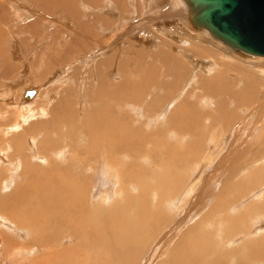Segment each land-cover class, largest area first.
<instances>
[{"label": "rangeland", "instance_id": "obj_1", "mask_svg": "<svg viewBox=\"0 0 264 264\" xmlns=\"http://www.w3.org/2000/svg\"><path fill=\"white\" fill-rule=\"evenodd\" d=\"M86 1L75 0V12L80 18L56 5L43 9V3L34 6L30 0L3 1L5 10L1 12L5 14L0 24L6 32L4 36L7 34L4 42L9 40L3 43L4 54L0 53V180L7 177L8 187L1 189L8 191L21 183L31 167L62 173L61 167L66 165L70 176H76L82 170L73 159L79 148L99 144L106 137L99 129L86 131L83 123L96 117L107 121L114 115L115 124L130 125L125 130L127 141L143 139L144 133L152 135L153 143L141 141L139 145L140 149L152 150V157L133 158V163L156 170L155 179L145 180L152 186L148 188H159L161 193L164 188H175L163 192L166 197L149 190L148 204L157 207L166 222L163 224V218L159 223L147 220L152 223L141 234L146 240L138 244L143 248L133 255L131 264H159L175 259L170 255L174 244L191 228L202 235L200 241L203 239L205 247L211 246L201 264H264V254L248 258L250 250L244 245V241L264 237V211L256 208L264 206V160L257 159L260 153L255 160L252 158L264 142V63L254 64L205 37L188 33L181 26L173 0H101L95 4L90 0L89 6ZM125 84L134 98L118 97L121 90L128 97L123 89L118 91ZM26 87L34 92L25 99L22 92ZM101 91L99 101L96 97ZM93 102H97L96 106L110 103L111 110L104 111V107L102 113H88ZM64 103L69 113L67 123L62 118L63 122L54 125L58 129L33 128L31 123L55 114ZM27 112L24 121L21 117ZM176 122L193 129L176 131ZM139 128L143 133L138 135L135 131ZM59 131L68 148L67 154L61 152V156L47 151L50 144H57L52 139ZM123 145L128 148L126 141ZM163 145L178 147L176 155L164 156ZM117 149L124 152H119V160H125L128 151L119 145ZM243 150L241 158L238 155ZM160 156L165 157L163 164ZM237 162H241V170L228 177ZM113 168L106 165L96 170L97 176L92 177L96 185L92 192L88 191L89 205H94L92 196L105 203L106 209L114 200L122 202V196L113 192L121 174ZM83 172L91 177L88 169ZM181 176L183 180L178 181ZM103 177L105 180H101ZM159 178L163 180L159 182ZM240 179L242 192L230 184ZM125 180L121 178L120 182L124 184ZM104 181L109 184L103 187ZM138 188L132 184L133 196L137 192V196L141 195ZM222 195L229 203L224 200L226 206L221 210L216 208V201ZM243 212L241 230L226 236L229 224L223 219L225 215ZM18 241L22 243L21 238ZM196 242L199 246L198 239ZM71 243L72 240L64 242ZM197 244L190 247V254L198 251ZM234 250L239 254L229 253ZM36 252L34 249L24 254L32 259Z\"/></svg>", "mask_w": 264, "mask_h": 264}, {"label": "bare ground", "instance_id": "obj_2", "mask_svg": "<svg viewBox=\"0 0 264 264\" xmlns=\"http://www.w3.org/2000/svg\"><path fill=\"white\" fill-rule=\"evenodd\" d=\"M3 1L4 0H0V19H2L3 18L2 16H4L5 14L4 11L1 12L2 9L5 8L4 7L5 4L3 3ZM30 1L31 3H33L34 6L35 5L38 6L39 4L41 6V3H43L42 4L43 9L44 7L47 8L48 6L50 7V6L56 5L59 8H61V10L69 12L70 14L72 13L74 17L77 15V13L75 12L76 10L75 0H30ZM89 1L90 0L86 1L88 6L90 2H93V4H95L96 2H99L101 0H93L90 2ZM173 2L177 6L178 11L177 10L175 11H177L179 14L178 16H179L181 26L188 33H192L198 36L205 37L206 39L219 45L221 48L228 50L232 52L233 54L237 55L236 53H234V51L230 50L228 47L222 44L219 40L213 38L207 31L199 32V31L192 30L189 27H186L185 23L181 19L182 8H181L179 1L173 0ZM81 3H84V0H81ZM92 7H96V5ZM78 14H80V16L81 15L83 16V14H81L80 11H78ZM77 17L80 18L78 15ZM6 22H7V19H6ZM86 29L87 28H85V30ZM5 33L3 32L2 26L0 24V53L2 55L4 54V49H5V46H3L4 45L3 43L6 44V42L9 40L8 39L6 42H4L6 40L5 36L7 35L6 34L4 36ZM11 44H12V41H11ZM239 57L245 58L249 60L250 62H253L254 64L264 63V56L262 55L255 54L253 57H246V56L245 57L239 56ZM247 85L250 87V84H247ZM127 88L128 87L125 84L119 87L118 91H120V89H123L124 92L128 95V97L123 95L124 93H122V90L120 91V94L122 95H118V97L134 98L133 96L134 93L133 95L130 94L129 89ZM141 89L142 87L140 88V90ZM96 99L99 101L102 100V91L101 93L98 94ZM109 100L111 103V99ZM95 103L94 102L90 103L91 105L89 106L91 108L88 111V113L89 112L92 113L94 111L102 113L103 112L102 108L104 107H105L104 111H107L108 109L111 110L110 103L102 102L100 106L98 105L96 106ZM47 108H48V105H46V109ZM41 111L43 112V110ZM57 111L58 112H56L55 114L47 115L48 118L42 119L38 121L37 123H31V125L34 126L33 128L38 127V126H44L43 129H47L49 127L58 129V128H55L54 125L56 124L58 125L60 122H63V120H61L62 118H64V122L67 123V120L69 118L68 116L69 113H68V108L66 107L65 103L63 106L61 105V108L57 109ZM28 114L29 112L23 114L21 119L25 121L26 118L28 117ZM95 121L98 124V127L96 126V128L94 127ZM91 123H93V125ZM83 124L86 125L85 126L86 131L87 130L94 131L95 129L97 130L99 129L104 134H106V137H104L105 140L102 139V142L99 144L93 143L91 147L81 146L82 148L81 147L79 148V151L77 152L78 156L75 155L73 159L74 161L79 163L78 165L82 167L81 168L82 170H80V172L76 176L71 177L67 171L68 166L63 165V164H62L63 166L61 167L62 173L57 172L59 170L55 171V169H52V168L48 170H43V169H40L41 168L40 166L35 167V168L31 167L28 171L26 170L27 173L22 179L23 181L21 183H18V185L14 186L11 190H8V191L6 189H1V188L8 187L7 185L8 181L6 180L7 177L6 179L1 177L3 178V180L2 179L0 180V264H25L29 262L30 264H131V261H133L134 260L133 258L135 257V256L133 257V255L139 254V251H141L143 248V247H138V244H141V242L143 243L146 240V237L144 238L141 237L142 232L146 228H148L152 222L157 223L159 220H162L163 216L162 214H160V211L158 210V208L154 206L152 207L151 204L150 205L148 204L147 195L149 194L150 191L155 190L156 192L155 194H158V196L166 197L162 193L163 192L166 193L169 190H175V188L167 187L165 182L164 184H165V187L167 188H164L162 193L159 191L161 189L156 188L155 186H154L155 188H151L152 186L145 183V180L147 177H152L155 179L156 170H153V171H151V169L147 170V168H143V166L139 165L138 163H133L135 162V160L133 159L135 157L137 158L139 156L152 157V154H153L152 150L140 149L141 141H144L145 143L152 142L151 133H144L143 139L140 137H136L135 141L129 142L127 141V139H125L127 137V135L125 134L126 133L125 130H128L130 125L115 124L114 115L109 116L107 121L103 117H96V118H90L89 121L84 122ZM173 126L176 128L175 129L176 131H181V130L191 131L193 129L187 126L182 127L180 122H176ZM38 129L42 130V128L40 127ZM139 129L140 130L137 129V131H135L138 133V135L139 133L140 134L143 133V131L141 132V128ZM117 132L119 133L121 132L122 135L121 134L117 135ZM161 133H162V130H161ZM20 134L21 133H19V135ZM19 135L16 136V140L18 139ZM32 137L33 136H31V138ZM45 138L48 139L49 134H47ZM61 139H62V135H61V131H59L57 132V135L54 136L52 139V142H57V144L55 143L50 144L47 148V151L50 152L51 154H55L56 152L57 156H61L62 155L61 152L67 154L68 148H66L65 146L67 143L62 142ZM124 141L128 143V148L123 145ZM118 145L122 147L126 152L128 151L125 157L126 159L130 158L131 159L130 161H127L126 159L123 161L119 160L122 157L118 156V154L119 152H123V150L117 149ZM88 148H90L89 151H88ZM80 149H82L83 151H81ZM162 149L164 151V156L172 155V157L175 154V150H176L173 147L168 148V146H164V145ZM80 152L82 154H80ZM255 152H256L255 156L253 154V157H252L254 160H255V157H257L258 153H260V157L257 159L261 160L262 158L264 160V142H262V144L259 145V148ZM186 154L188 155V153ZM244 154L245 152L243 150L238 156L241 157ZM161 158H162L161 164H163V161H164L163 158L165 157H161ZM91 159L93 160V162L91 161ZM171 159H175V158H171ZM177 159L178 157H176V161ZM240 164L241 162L240 163L237 162L236 164H234L231 170L228 171L227 176L230 177L233 174H236L238 171H240L241 170ZM106 165L110 168L114 167L113 169L116 171L117 170L120 171L121 177H119V180L116 179V182L118 181V183L114 187L116 189L113 192L115 194L121 195L123 198L122 202L114 200V202L109 203L108 204L109 209H106L107 207L105 206V203L97 201L98 197L93 198L92 196V199L90 201L96 202V204L95 202L93 203L94 204L93 206L89 205V200H88V197L91 195V193L89 194V192H92L91 189L96 185L92 183L93 175L97 176L96 170L99 169V166L105 169ZM83 168L84 170L88 169L92 173L91 177H87L85 175V173L83 172L84 171ZM79 169L80 168H78V170ZM257 169L258 168L256 167V170ZM174 173L175 171L173 172V174ZM229 173H232V174L229 175ZM79 176L81 177L82 181L80 180ZM105 177L101 178V180H105L104 179ZM181 177L182 179L180 178L178 181L183 180V176ZM121 178L126 179L124 184L120 182ZM161 179L159 180V182L163 180ZM174 179L176 178L174 177ZM242 181L243 180L240 179V181L239 182L237 181L238 183L236 182L235 185L233 183H230L232 184L231 187H235L236 191L242 192L244 188H239L243 184ZM133 183L137 184V187H139L138 190L140 191L139 193L141 195L137 196L138 195V192H137L136 193L137 195L133 196L132 191L130 190V188L132 189ZM106 184L108 185L109 183H105L104 181L102 186L104 187ZM169 185L172 186L173 184H169ZM149 186L151 187L148 188ZM225 186L226 185H224L223 188L222 187L221 188L225 189ZM228 187L229 186H227V188ZM85 188H86V191H85ZM229 189L232 190V188H229ZM226 191L227 190L223 191L224 192L223 194H225ZM219 200H217L218 202L216 201L217 203L216 208L218 209L220 208L222 210V208L224 209V207L226 206V204L224 203H227V204L229 203V199L227 200L226 195H222L221 200L220 201ZM98 205H101L102 207H105V208H99ZM256 208L257 209L259 208L260 210L264 211L263 205L259 207L256 206ZM167 209H168V206H167ZM244 214L245 213L243 212L241 215H238V216L236 215L231 216L227 214L225 215L223 219H225L229 224V228H227L226 231L224 232L226 236L227 235L229 236L230 234L241 230L242 226H240L239 224L240 222L242 223V220L245 217ZM221 216L219 218H221ZM151 219H152V222L151 221L148 222ZM165 222L166 221L164 219L163 224ZM236 223H237V226L239 225L237 228L235 227ZM153 226H155L154 228L158 229L156 227L157 226L156 224H154ZM189 231L190 232L187 233V235L184 234L182 236L180 242L177 241L174 244L170 255L174 256L175 259L172 260L170 258L171 261L169 259V262H161L159 264H191V263L201 264L202 263V259L204 258L205 252H207L211 246L210 247L204 246L203 239L202 241H200V237H202V235H200L199 233L195 234L196 230L193 229L192 231V228H191V230L189 229ZM20 238H21L22 243L18 241ZM23 239L25 240L23 241ZM197 239L199 240V246L196 242ZM228 239H231V237H228ZM65 240H72V243L65 245L64 244ZM194 244H197L198 249L195 247L194 248L198 251L196 253L195 251H193L190 254V251L188 250H190V247H192ZM205 244H208V243L206 242ZM244 245L246 246L247 249L250 250V252L248 253L245 252L248 255V258L249 256L258 257L264 254V237H262L261 239H257V240L251 239L250 242L244 241ZM258 245H260L259 249H258ZM34 249H37L38 252H36L37 255L33 257L32 259H31V256L24 254L25 251H30ZM234 249H238V248L235 247ZM229 253L239 254V250H236V251L234 250L232 252L229 251ZM139 256H141V254ZM219 256H217V258ZM26 260L27 262H25Z\"/></svg>", "mask_w": 264, "mask_h": 264}, {"label": "water", "instance_id": "obj_3", "mask_svg": "<svg viewBox=\"0 0 264 264\" xmlns=\"http://www.w3.org/2000/svg\"><path fill=\"white\" fill-rule=\"evenodd\" d=\"M186 27L207 31L239 56H264V0H178ZM34 92L26 87L23 98Z\"/></svg>", "mask_w": 264, "mask_h": 264}]
</instances>
